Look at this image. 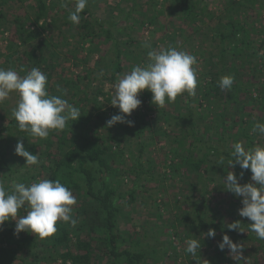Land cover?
Segmentation results:
<instances>
[{"label": "rangeland", "instance_id": "rangeland-1", "mask_svg": "<svg viewBox=\"0 0 264 264\" xmlns=\"http://www.w3.org/2000/svg\"><path fill=\"white\" fill-rule=\"evenodd\" d=\"M230 1L232 0H189L198 5L195 10L197 17L183 20L180 18V9L174 8V0H88L86 8L89 12H94L96 19L92 20L89 15H84L76 25L69 20V13L75 8V0H55L57 5L50 11L52 18L47 21L49 26L40 27L41 35L35 41L25 43L17 26L24 20L26 26H31L29 24L35 13L30 6L35 4V0H0L3 12V16H0V68L12 69L19 76H25L31 69L24 68V74H20L19 62L29 63L28 55H24V52L34 42L45 41L49 44L46 51L54 50L53 53L46 52L52 57L48 56L49 60L54 61V64L49 62L54 74L50 85L52 87L48 89L50 95L67 100L69 104L78 107L81 114L84 112L93 116L94 121L98 120V114L103 116L104 111L105 116L119 112V108L111 104L114 85L118 78L130 72L134 66H146L149 51L168 49L174 43L178 51H186L196 57L197 64L194 67L198 84L196 96L192 99L183 93L174 103H167L159 109L151 102L150 91L144 90L139 94L142 103L130 116L134 122L131 127H137L136 114L147 116L151 126L143 134L144 138L142 136L145 143L140 159L138 155L142 138L139 139L136 134L128 132L113 145L114 150L118 146L124 149L117 167L121 174L113 176L119 182L118 195L123 194L119 201L122 206V212L118 215L121 237L119 243L122 247L145 249L149 253L152 249H157V261L153 257L148 259L151 264H198V254L211 256L218 264H264V244L248 237L252 232V221L239 215V209L243 207L242 197H237L224 188L227 172L234 171L237 175L243 169L228 166L227 160L223 165L220 161L214 163L217 159L214 154L206 162V166L210 165L209 171L202 169L198 172L186 165L181 166L182 169H174L183 159L195 155L199 147L192 142L193 137L184 136L186 128L193 127L205 141V146L219 144L222 124L227 125L224 138L229 148L237 142H242L246 149L264 146V134L252 132L256 122H264V0H255L254 6L250 2H243L226 19L224 13ZM238 1L235 0L236 4ZM50 2L53 0H49ZM62 3L67 7H62ZM131 8L133 15L125 17ZM211 14L216 16V22L222 19L217 27H225L229 20L235 19L243 24L247 33L240 34V38L232 43L227 40L223 44L214 28L216 23L211 21ZM153 17L155 22L151 23ZM84 18L88 19L83 21ZM97 18L105 23L103 29H111L113 39H107L105 33H102L99 22L95 21ZM87 21L93 23L94 30L98 33L93 39L87 37L88 31L82 26ZM131 38L135 40L134 43H123ZM116 40L121 42L120 46L124 51L121 60L127 66L116 77H112V70L117 63ZM11 42L17 45V52L21 56L17 57V52H11ZM145 42L148 47H145ZM91 48L94 50L91 51ZM223 49L226 51L225 63L220 60ZM219 72L221 77H237L239 87L232 84L228 89H221L219 85H211L214 81L212 75L218 78ZM96 94L102 105L101 109L96 107ZM18 101V93L12 92L0 103V183L6 188H10L13 181L29 186L40 179H49L51 174L52 158L41 154L45 150L44 144L10 122L14 118L13 109L17 107ZM179 114L188 120L187 125L174 118V115ZM247 121L252 122V145L247 143V138L241 133ZM98 132L109 134L107 125L101 123ZM151 132L155 133L153 141L149 138ZM21 140L30 153L38 155V165H25L26 158L15 153L17 142ZM251 175L252 173L242 177L239 182H251ZM71 191L76 197L72 216L74 219L79 217L83 222L86 218L84 209L88 208L90 198L83 192ZM131 191L135 197L133 202H129ZM194 202L200 204L206 219L221 222L226 228L227 224L240 221L244 231L237 229L216 233L215 238H207L206 231L190 225L189 221H178L185 212L193 210ZM203 202L209 208H205ZM17 215L18 218L26 215V208L18 210ZM58 223L71 226L70 223ZM15 226V220L6 221L0 232V238H3L0 239V264H62L60 253L65 247H52L50 244L53 235L40 239L35 233L26 231L16 234ZM9 228H13L14 232L5 236L4 231ZM79 231L85 238L87 233ZM225 233L233 241L243 244L245 259L235 261L229 249L221 251L218 248ZM253 234L256 235L254 232ZM190 238L197 239L202 245L196 256L185 251L186 241ZM75 240L76 236L72 233L70 244L73 245ZM137 240L138 245L134 243ZM97 249L99 248L95 245L94 252H98ZM225 253L230 262L220 260L225 257ZM35 254L40 257L39 262L35 261ZM97 259L94 256L89 264L110 263L107 258Z\"/></svg>", "mask_w": 264, "mask_h": 264}, {"label": "trees", "instance_id": "trees-1", "mask_svg": "<svg viewBox=\"0 0 264 264\" xmlns=\"http://www.w3.org/2000/svg\"><path fill=\"white\" fill-rule=\"evenodd\" d=\"M9 1V0H4ZM52 1V0H51ZM174 8L180 9L181 16L183 20L195 19L197 16L195 14V10L198 9L197 3H190L189 0H174ZM201 1V0H198ZM243 2L247 4L250 2L252 6L256 4L255 0H239L236 4L235 0L230 1L228 4L224 16L227 17L233 15V12L238 10L239 7L243 5ZM2 3H0V6ZM56 2L49 3V0H35V4H32L30 8L33 9L35 13V17L32 21L31 26H26L25 20L22 21L18 26L17 30L21 34V39L23 42L27 43L28 41H35L39 35H41L40 27L45 28L48 24V19L52 18L50 16V11H53L56 7ZM200 9V8H199ZM88 8L80 13V17L84 15H89L90 19L94 18V12H89ZM70 14V13H69ZM133 15V9H129L126 13L125 17L130 18ZM0 16H3V12L0 9ZM29 17V16H28ZM216 16L213 17V14L210 15L211 21L214 20ZM213 18V19H212ZM88 18H84L86 20ZM89 19V20H90ZM98 19V18H97ZM18 20H21L18 18ZM222 20V19H219ZM217 22L214 20V28H216V32H218L220 41L224 44L227 40L232 43L234 40L239 39L240 34H246V28L241 24V22L232 19L228 21V24L220 26H216ZM53 21L55 19L53 18ZM98 21L101 30L104 28L103 20H95ZM41 22V24H39ZM154 17L151 19V23H154ZM112 23V22H110ZM113 25H115L113 23ZM83 28L87 29V37L93 39L96 37L98 33L94 30L93 23L90 24L89 21L87 23L82 24ZM92 27V28H90ZM213 27V26H212ZM214 30V29H213ZM102 33H105L107 39H113V33L110 28H105L102 30ZM116 60L114 68L112 70V77H116L118 73H121L124 68L127 66L121 60L123 56V50L121 49V42L116 40ZM135 40L133 38L126 39L123 43H134ZM242 42L247 44L245 39H242ZM14 42L9 44V49L12 53L15 54L17 52V45ZM49 44L45 41H36L31 44V48L28 51L24 52V55H28L27 58L29 63L19 62L20 74H24L25 69H32L33 67L40 69L44 74H46L48 79L47 90L52 87L51 82L53 79V73L50 70L53 66L49 64L52 62L54 64L53 59L49 60L51 57L49 54L53 53L54 50L46 51V47ZM176 44H171L169 47L175 48ZM237 46V45H236ZM13 47V48H12ZM94 50L91 48V51ZM17 52V57L21 56ZM226 51L223 49V52L220 56V60L222 63L226 62V57H224ZM9 54L8 57H10ZM49 56V57H48ZM48 57V59H47ZM52 58V57H51ZM18 60V58H16ZM21 58L19 57V60ZM218 73V72H216ZM212 74V73H211ZM89 76V74H87ZM86 76V77H87ZM213 76V83L211 85L216 84L219 85L217 80L221 78L220 72L218 74V78ZM71 81V80H70ZM70 82L68 81V85ZM233 85L235 87H239L238 78L235 77ZM49 92V90H48ZM98 93H100L98 91ZM150 93V92H149ZM146 93V95H149ZM185 95L192 99V96H189L187 93ZM64 96V95H63ZM96 102V107L102 108V105L98 101V96L96 94L94 98ZM189 106V105H187ZM190 107V106H189ZM192 113V109L190 110ZM100 113V112H99ZM106 111L103 112V116L98 114V120L94 121L93 116L82 113L80 118L77 121H69L67 125V130L63 131H50L49 136L46 139H39L37 142L43 143L45 150L41 152V154L48 155L52 158L51 163V174L50 180L59 179L62 184L68 187L70 190H75L77 192H83L85 195L89 196L90 203L88 204V208L84 209V213H86V218L81 222L79 217L76 218L77 224L75 227L59 224L57 223V231L53 234V240L50 244L52 247L59 248L60 246H64L65 249L60 253L62 258V264H89L92 262V259L99 258L109 259L108 264H151L148 262L149 257L155 258V253H157V249H152L149 251L145 249H136L132 247H122L119 243V239H121L119 235V214L122 212V206L120 204V199L123 197L122 195H118L119 191V182L116 181L113 176L120 175V170L117 168L118 162L120 158L124 155V149L118 146V149L114 150L113 145L119 141L120 137H125V134L131 132L132 134H136L139 139L142 138L143 134L146 133V130L150 126V121L144 114H136L135 119H137V127L132 128L128 123H116L115 125L109 127L107 125V121L111 116H105ZM119 114L115 113L114 115ZM250 114V113H249ZM224 116V115H223ZM109 117V118H108ZM181 124L187 125L188 120L184 118L183 115H174ZM127 120L132 121L133 119L130 116H127ZM10 122H12L13 126H18L17 121L13 118ZM101 123L107 125V129L109 130V134H102L98 132V128ZM245 128L242 130V135L247 138L248 144L250 145L253 142V134H250V128L252 122L247 121ZM223 129L219 130V144L215 146H205V141L203 138L197 134L196 130L193 127L186 128L184 136L193 137L192 142H195L198 145V150L195 151V155L191 157H187L179 162L176 166H174L175 170L182 169L181 166L186 165L191 170H195L200 172L202 169L208 170L210 169V165L206 166V162L208 157L211 154L217 156V159L214 163H218L223 158V162L225 160L229 161L232 159L231 152L232 147L229 148L227 145V140L224 138L225 130L227 125H223ZM116 131V133H114ZM96 132V133H95ZM158 132V131H157ZM154 134H149V138L151 141L154 139ZM166 134V133H165ZM144 138V136H143ZM140 140L141 144L139 147V159L142 155V149L145 141ZM200 142V144H198ZM36 143V142H35ZM203 144V146H201ZM252 145V144H251ZM203 148L205 150H203ZM239 167V165H236ZM209 171V170H208ZM243 177L251 173V170H242ZM240 173L237 174L239 177ZM131 196L129 202L135 201V197L133 196V192L131 191ZM205 208H209V205L203 202ZM26 208V206H25ZM21 209L22 211L25 210ZM193 210L191 212H185L184 216L179 217L178 221L181 222L182 219L189 221L190 225H193L196 228H199L203 232L210 228L215 229L216 233L223 232H231L226 228L221 222H217L214 219H206L202 213L200 204L198 202L193 203ZM192 215V216H191ZM195 217V218H193ZM193 228V227H192ZM79 230H84L86 237H83V234ZM73 231V232H72ZM0 232H2V228H0ZM13 228H9L4 231V235H8L9 233H13ZM72 233L75 234L76 240L73 245L70 244L72 240ZM249 238L252 240H257L261 244H264V240L259 239L253 232L249 233ZM49 238V237H48ZM3 240V238H0ZM193 239V238H190ZM172 243L173 241L170 240ZM137 245L139 241H135ZM97 245L99 249L98 252H94V247ZM245 247H243L244 249ZM225 253L223 256H225ZM44 258V257H43ZM214 258L211 256L204 257L201 254L197 255L196 260L198 264H218L213 260ZM98 260V259H97ZM156 260V258H155ZM220 260L229 261L228 256L222 257ZM35 261L39 262L40 257L35 254ZM157 261V260H156Z\"/></svg>", "mask_w": 264, "mask_h": 264}, {"label": "clouds", "instance_id": "clouds-1", "mask_svg": "<svg viewBox=\"0 0 264 264\" xmlns=\"http://www.w3.org/2000/svg\"><path fill=\"white\" fill-rule=\"evenodd\" d=\"M88 0H75L74 11L69 14V20L78 25L80 13L87 7ZM67 7L66 4L61 5ZM149 45L145 42V47ZM149 62L146 66H134L130 72L118 78L114 85L111 104L119 108V114L113 115L108 121L109 127L116 123L133 124L127 120L142 103L139 94L148 90L152 93V103L159 109L167 103H174L178 96L187 93L196 96L197 71L194 65L197 59L186 51H178L169 47L160 51L148 52ZM234 77L225 75L218 81L221 89L232 86ZM48 79L40 69L33 67L23 77L12 70L0 68V103H3L12 92L19 95L18 105L13 109V116L21 131L28 132L32 137L46 139L50 131H63L68 122L77 121L81 116L78 107L68 103L60 96L50 95L47 90ZM253 133L264 134V122H256L252 128ZM15 153L26 158L27 166L38 165L37 154L30 153L23 141H18ZM228 166L237 164L243 170H251V182L241 184L234 171H228L224 177L225 189L242 197L239 215L248 218L251 231L264 240V146L257 145L246 149L242 142L232 146ZM220 163L223 165V158ZM76 197L72 191L61 183L59 179H40L38 182L26 186L24 183L12 182L10 188L0 183V228L9 220H15V233L22 231L35 233L40 239L52 236L57 231V223H70L76 226L77 220L73 218V205ZM26 207V215L18 218V210ZM229 230L244 231L240 221L227 224ZM207 238H215V229L210 228ZM186 253L196 256L202 245L197 239L186 241ZM223 251L229 249L232 259L241 261L243 244L233 241L225 233L218 244Z\"/></svg>", "mask_w": 264, "mask_h": 264}]
</instances>
